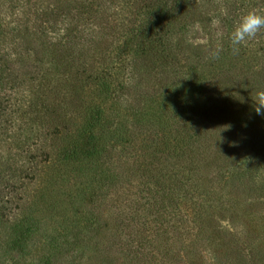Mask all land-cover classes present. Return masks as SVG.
I'll use <instances>...</instances> for the list:
<instances>
[{
  "label": "trees",
  "instance_id": "16d2710c",
  "mask_svg": "<svg viewBox=\"0 0 264 264\" xmlns=\"http://www.w3.org/2000/svg\"><path fill=\"white\" fill-rule=\"evenodd\" d=\"M206 4L30 9L39 50L0 61V121L15 114L9 78L33 122L26 164L0 186V228L19 206L8 240L27 264H264V55L192 33Z\"/></svg>",
  "mask_w": 264,
  "mask_h": 264
},
{
  "label": "rangeland",
  "instance_id": "374dc122",
  "mask_svg": "<svg viewBox=\"0 0 264 264\" xmlns=\"http://www.w3.org/2000/svg\"><path fill=\"white\" fill-rule=\"evenodd\" d=\"M43 0H0V61L4 63L3 58L9 54L13 55V59H20V61H27L30 54H34L39 47L31 38L24 36L22 26L29 21L35 9ZM213 5L206 4V13L212 18L210 23L205 27L197 25L191 31L196 36L210 37L212 34L224 35L231 33L235 22L242 12L248 9H255L260 14L264 15V0H212ZM32 7V8H31ZM214 8V10L212 9ZM217 10H216V9ZM39 14V11H36ZM33 21V20H32ZM20 30V31H19ZM24 38V39H23ZM202 42V39H196ZM251 43L249 47L259 50L260 55H264V29L254 39L248 41ZM143 74L135 73L134 78L137 82L142 80ZM5 93L10 97V102L7 112L15 111V114L9 118L8 122L0 121V186H7V179L10 177L11 166L14 163L22 165L27 162V139L30 138L31 129H33V122L20 117L22 111L26 110V101L28 93L27 87L15 89L11 84L9 78L4 79ZM7 99V97H5ZM22 111H20V110ZM6 112V113H7ZM5 113V114H6ZM257 115V114H256ZM26 164V163H25ZM6 191H10L6 187ZM11 200V199H10ZM22 201H19L20 207H23ZM6 213L8 221L0 228V264H27L28 259H22L20 255L12 250L9 244V233L11 231L10 225L14 214L20 213V208L16 204H8ZM10 221V222H9ZM49 230H53L50 229Z\"/></svg>",
  "mask_w": 264,
  "mask_h": 264
},
{
  "label": "clouds",
  "instance_id": "9594fccd",
  "mask_svg": "<svg viewBox=\"0 0 264 264\" xmlns=\"http://www.w3.org/2000/svg\"><path fill=\"white\" fill-rule=\"evenodd\" d=\"M264 29V15L255 9L241 13L230 33V47L237 54L242 46L254 39ZM213 58H219V51L214 52ZM253 109L257 115L264 116V90H258L253 98Z\"/></svg>",
  "mask_w": 264,
  "mask_h": 264
}]
</instances>
